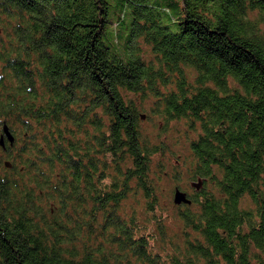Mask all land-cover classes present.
<instances>
[{
	"label": "trees",
	"instance_id": "1",
	"mask_svg": "<svg viewBox=\"0 0 264 264\" xmlns=\"http://www.w3.org/2000/svg\"><path fill=\"white\" fill-rule=\"evenodd\" d=\"M116 1L0 0V264H264V0ZM131 94L197 132L165 257L119 213L166 148Z\"/></svg>",
	"mask_w": 264,
	"mask_h": 264
},
{
	"label": "rangeland",
	"instance_id": "2",
	"mask_svg": "<svg viewBox=\"0 0 264 264\" xmlns=\"http://www.w3.org/2000/svg\"><path fill=\"white\" fill-rule=\"evenodd\" d=\"M111 14L118 11L117 1L109 0ZM112 27L109 26L104 35L105 40H110ZM140 54L145 59L153 58L151 47L142 39L138 40ZM130 97L141 108V114L147 117L142 119V128L151 137L156 144L164 145L165 151L154 157L152 175L155 184L156 205L154 211H149L147 207V199L141 189L133 191L137 185L136 180L132 181V190L128 197L119 207V213L126 219L134 218L137 225V232L144 234L153 250H156L162 256L172 253L174 248L163 239V233L167 237H175L178 242L183 243L185 237L186 226L181 219V207L174 203L175 188L179 187L188 194H193L195 188L191 183L197 181L193 179V156L191 150V141L197 138V132L194 131L186 119L172 120L166 124L164 118L156 115V99L154 97L144 99L142 95L131 94ZM166 128V131L160 129ZM160 164L162 165L160 167ZM210 186V184H208ZM136 192V193H135ZM182 208V209H183ZM196 211L197 207L194 206ZM191 238L196 235L191 231ZM183 247V245H181Z\"/></svg>",
	"mask_w": 264,
	"mask_h": 264
},
{
	"label": "water",
	"instance_id": "3",
	"mask_svg": "<svg viewBox=\"0 0 264 264\" xmlns=\"http://www.w3.org/2000/svg\"><path fill=\"white\" fill-rule=\"evenodd\" d=\"M143 118H145V116H143ZM8 141L11 145L14 144L15 142V137L12 133V131L10 130L8 125H4L3 127V135L1 137V145L5 146V141ZM7 166H10V164L8 163ZM191 186L193 188H195L197 191L201 190L202 186H203V181L201 179L194 181L191 183ZM174 203L176 205H191L193 203L192 199L189 197L188 193L181 190V188L176 187L175 188V193H174Z\"/></svg>",
	"mask_w": 264,
	"mask_h": 264
},
{
	"label": "flooded vegetation",
	"instance_id": "4",
	"mask_svg": "<svg viewBox=\"0 0 264 264\" xmlns=\"http://www.w3.org/2000/svg\"><path fill=\"white\" fill-rule=\"evenodd\" d=\"M190 196V194H188Z\"/></svg>",
	"mask_w": 264,
	"mask_h": 264
}]
</instances>
